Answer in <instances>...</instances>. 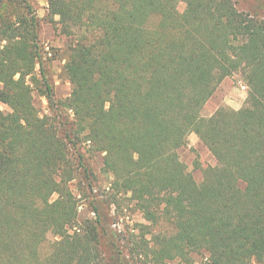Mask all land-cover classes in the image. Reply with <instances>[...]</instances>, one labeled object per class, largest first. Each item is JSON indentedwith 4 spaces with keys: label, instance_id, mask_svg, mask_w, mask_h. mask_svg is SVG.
<instances>
[{
    "label": "trees",
    "instance_id": "16d2710c",
    "mask_svg": "<svg viewBox=\"0 0 264 264\" xmlns=\"http://www.w3.org/2000/svg\"><path fill=\"white\" fill-rule=\"evenodd\" d=\"M49 11L72 38L64 69L73 85L62 100L43 71L33 78L49 115L27 81L40 58L34 31L21 21L4 29L0 264H109L108 217L94 204L97 218L78 221L71 183L92 192L96 178L84 150L103 154L109 189L130 194L160 228L130 252L143 264H194L192 253L202 264L264 262V21L233 0H49ZM237 72L246 107L203 117ZM192 133L216 161L202 184L179 154Z\"/></svg>",
    "mask_w": 264,
    "mask_h": 264
},
{
    "label": "rangeland",
    "instance_id": "374dc122",
    "mask_svg": "<svg viewBox=\"0 0 264 264\" xmlns=\"http://www.w3.org/2000/svg\"><path fill=\"white\" fill-rule=\"evenodd\" d=\"M233 1L240 12L250 15L255 20L264 21V0ZM178 8L180 12H184L185 3L180 2ZM49 12V0H0V50L7 44L3 38L7 32L4 29L8 25L21 21L25 24L23 29L26 34H28L26 26L34 31L40 58L32 75L27 77V81L33 84V104L42 117L50 114L49 102L45 96L38 92V85H42L41 83L36 84L33 80L34 77L40 80L41 71H43L49 84L53 87L57 99L64 100L70 97L73 89L64 69L70 55L72 38L62 33L58 23L59 18L53 17ZM256 34L257 31L252 30L247 36L253 37ZM248 95L249 87L242 74L237 72L226 78L218 87L203 108L202 116L210 117L224 107L241 110L247 105ZM0 108L3 111H9L7 106L2 105ZM82 152L85 155L86 164L96 178L93 181L94 191L92 192H87V190L84 192L81 179H76L71 183V188L79 203L78 221L85 224L95 220L97 216L93 213V206L97 205L102 217H108L105 228L111 239L108 237L104 241L108 244L106 249L109 264H120L121 262L143 264L140 257L131 255L132 251H136L138 245L142 243L152 244L153 236L160 231V228L151 225L143 218L135 202L130 199V194L123 192L120 195H114V192L109 189L113 177L105 175L101 171L103 154H92L87 150ZM179 154L199 184L203 182L205 170L216 164L212 154L194 133L189 136L188 145L181 148ZM106 201L110 203V206L106 204ZM163 228L167 230L169 225L164 223ZM111 242H114L115 245H111ZM191 257L194 264H202L205 261L203 253H192ZM169 264L181 263L176 261ZM251 264H264V262Z\"/></svg>",
    "mask_w": 264,
    "mask_h": 264
},
{
    "label": "snow or ice",
    "instance_id": "6c2138e0",
    "mask_svg": "<svg viewBox=\"0 0 264 264\" xmlns=\"http://www.w3.org/2000/svg\"><path fill=\"white\" fill-rule=\"evenodd\" d=\"M0 110H2V109H0Z\"/></svg>",
    "mask_w": 264,
    "mask_h": 264
}]
</instances>
